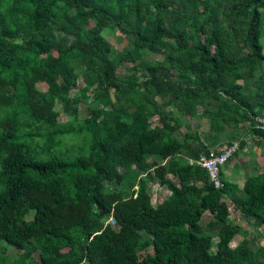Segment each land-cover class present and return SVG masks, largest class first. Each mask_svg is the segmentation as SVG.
Instances as JSON below:
<instances>
[{"label":"trees","instance_id":"1","mask_svg":"<svg viewBox=\"0 0 264 264\" xmlns=\"http://www.w3.org/2000/svg\"><path fill=\"white\" fill-rule=\"evenodd\" d=\"M263 8L264 0H0V242L20 250L11 257L1 248L0 264H264V246H229L238 228L224 200L245 217L259 212L254 224L261 226L264 166L241 188L220 173L223 184L215 188L206 170L185 158L231 141L240 150L245 139L235 135L221 146L215 135L207 144L191 132L179 143L170 137L176 125L156 103H188L190 115L211 101V132L249 124L245 135L264 141L253 127V118L264 116ZM105 28L128 38L123 50L135 59L141 49L166 55L143 66L142 81L119 79ZM69 59L83 84L96 86L101 107L79 119L77 105L89 97L63 99L77 124L60 125L54 96L69 86ZM43 82L48 90L41 92L36 84ZM145 112L158 115L162 128L132 130ZM65 136L81 141L75 156L60 151ZM147 155L165 163L149 164ZM124 179L137 189L106 191ZM146 180L168 189L162 204H151ZM206 212L213 220L203 227ZM141 233L152 253H142ZM64 249L76 258L63 257Z\"/></svg>","mask_w":264,"mask_h":264},{"label":"rangeland","instance_id":"2","mask_svg":"<svg viewBox=\"0 0 264 264\" xmlns=\"http://www.w3.org/2000/svg\"><path fill=\"white\" fill-rule=\"evenodd\" d=\"M68 15L71 14L69 10ZM264 12V8H263ZM59 18L60 14L58 15ZM58 18V19H59ZM94 27V23L85 28L84 34L88 37L91 36V29ZM102 35L109 41L111 44L112 50L110 52V57L118 63L117 74L119 79L133 78L137 82L142 81L143 73H145L143 66L148 63H153L161 61L166 55L164 51H155L151 49H141L140 58L135 59L130 55L125 53L123 48L129 42L128 38L118 28H105L103 29ZM60 38V35H59ZM261 42H264V37L260 39ZM264 44V43H263ZM215 51L212 50V54ZM55 54V52H54ZM76 60H65L66 68L65 73L68 77L69 86L64 88L63 94H55V102L53 111L55 113L56 121L60 125L70 124L76 125L77 123L73 120L72 112V103H69L67 108H65L64 101L72 99L75 96L82 93L83 95L89 97L87 105L79 103L77 105V114L78 118L82 119L87 117L90 113V110L98 113L101 107V104L97 102L94 98V94L97 90L96 86L87 87L83 82L78 78L79 67L76 66ZM172 74L175 75L174 72ZM36 88L41 91H47L48 85L46 83H37ZM171 99V97L169 98ZM166 98L158 97L156 103L158 105V110L160 114L167 120L171 125H176L177 130L170 133L172 137L177 142H181L183 135L186 133L196 132L200 139L208 144L207 139L212 135L217 136L221 146L227 141L233 139L235 135L242 136L246 141V145L240 149L223 167L221 173L222 177L228 180L231 183L236 184L239 188L242 187L245 178L256 173L260 172L264 166V141L259 140V143L256 142L257 138H253L245 135L246 131L249 128V124L238 126L236 129L231 127L224 128L223 131L218 133H213L210 131V111L216 109V105L211 101H202L199 103L192 114H188L185 107L187 104L176 103L175 105H164L166 103ZM110 106L106 105V109H109ZM139 121L133 122L131 124L132 130L142 131L146 128L160 127L161 124L158 122V115H150L149 113H139ZM239 137L237 140H239ZM81 141L78 137L65 136L61 142L60 151L67 152L70 156H75L77 153V146L80 145ZM220 146V147H221ZM146 160L149 164L158 163L164 164V161L158 156L147 155ZM142 176V175H141ZM174 183L178 184L176 177L168 175ZM147 190L150 195V202L153 206L162 204L167 197L169 196V191L166 187L159 185L157 181L146 180ZM133 189H137L136 185L132 186V181L130 179H124L120 184L110 183L106 186V191L109 193L115 191H121L125 194H130ZM228 205L229 217L228 222L238 228V233L231 239L229 246L231 248H241L246 249L245 244H247L252 249H257L260 246H264V220L261 226H255V221L257 218H260V213H250L248 217L242 215L235 207L227 200L224 199ZM213 220V216L206 212L200 219V225L205 227L206 224ZM143 239L146 242L145 249L142 253H152V248L150 246V239L147 235L141 233ZM217 237L214 235L212 239V247L210 248V254L216 256V243ZM4 248L5 253L11 257H17L20 253V250L16 249L13 246L7 245L5 242H0V249ZM63 257L70 260L75 259V256H72L68 250L64 249L62 252Z\"/></svg>","mask_w":264,"mask_h":264},{"label":"built area","instance_id":"3","mask_svg":"<svg viewBox=\"0 0 264 264\" xmlns=\"http://www.w3.org/2000/svg\"><path fill=\"white\" fill-rule=\"evenodd\" d=\"M253 127L256 130L264 131V116H256L253 118ZM239 150V142L231 141L229 144L223 145L215 151H209L199 155L197 158L186 157L185 160L189 165H196L206 170L210 182L213 183L215 188L222 186L220 173L224 165L235 155ZM108 221H111L109 219Z\"/></svg>","mask_w":264,"mask_h":264},{"label":"clouds","instance_id":"4","mask_svg":"<svg viewBox=\"0 0 264 264\" xmlns=\"http://www.w3.org/2000/svg\"><path fill=\"white\" fill-rule=\"evenodd\" d=\"M165 163V162H164ZM225 166V165H224ZM221 188V187H220Z\"/></svg>","mask_w":264,"mask_h":264}]
</instances>
